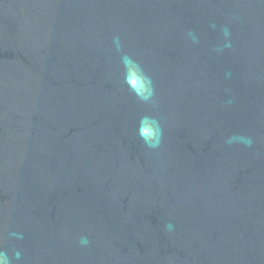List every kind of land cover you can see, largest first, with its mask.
Listing matches in <instances>:
<instances>
[{"label":"water","instance_id":"water-1","mask_svg":"<svg viewBox=\"0 0 264 264\" xmlns=\"http://www.w3.org/2000/svg\"><path fill=\"white\" fill-rule=\"evenodd\" d=\"M0 252L264 264V0H0Z\"/></svg>","mask_w":264,"mask_h":264},{"label":"clouds","instance_id":"clouds-1","mask_svg":"<svg viewBox=\"0 0 264 264\" xmlns=\"http://www.w3.org/2000/svg\"><path fill=\"white\" fill-rule=\"evenodd\" d=\"M227 35H228V31H227V29H225V36H227ZM114 43L116 44L117 48H119L120 45H119V38L118 37L114 39ZM225 46H230V45H225ZM129 59H130L129 57H123L122 58L123 62L126 65H127L128 61H129ZM150 84H151V82H150V80H148L149 87H150ZM152 94L153 93L150 90L147 92V94L138 93V95L140 96V98L142 100H145V101L150 100L151 97H152ZM149 121L155 126V135L153 137L145 136L144 133H143V125L146 122H149ZM140 123H141L140 135H141V138L144 140L145 144H147L148 147H150V148H157V147H159L160 140H161V136H162V130L159 127V122L156 121L154 118L145 116V117H143L141 119V122ZM236 139L243 140V142L246 145H248V146H251V144H252V140L250 138H243V137H240V138L233 137V138H230L228 142L229 143H232ZM167 227L169 229H171L172 228V225L169 224ZM12 235L17 236L18 238H22V236H19V234H16V233H13ZM80 243L82 245H87L89 243V241H88L87 237H81ZM20 256H21L20 252L17 251L15 253V258L17 260H19L20 259ZM0 264H11V260L8 257L7 253L0 252Z\"/></svg>","mask_w":264,"mask_h":264}]
</instances>
